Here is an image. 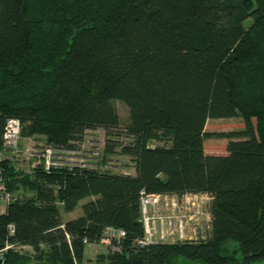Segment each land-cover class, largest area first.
Segmentation results:
<instances>
[{"label":"trees","instance_id":"obj_1","mask_svg":"<svg viewBox=\"0 0 264 264\" xmlns=\"http://www.w3.org/2000/svg\"><path fill=\"white\" fill-rule=\"evenodd\" d=\"M115 100L130 110L128 141L107 154L120 145L134 173L0 159L13 195L0 249L32 248L0 264H85L107 226L127 235L97 264L264 260V0H0V155L9 117L22 138L81 145L88 130L120 127ZM232 117L243 129L225 134L226 154H208L210 120ZM143 190L207 193L210 235L139 245Z\"/></svg>","mask_w":264,"mask_h":264},{"label":"built area","instance_id":"obj_2","mask_svg":"<svg viewBox=\"0 0 264 264\" xmlns=\"http://www.w3.org/2000/svg\"><path fill=\"white\" fill-rule=\"evenodd\" d=\"M21 132V119L18 117H9L6 121L3 134L5 151L1 153L0 159L8 157L13 158L20 153ZM86 142L88 141L85 140L81 145L76 144V142L68 145L45 144L38 151H29V155L36 156L34 167L42 165L46 171L65 166H82L98 169L100 166L98 165L96 156L99 151L95 149L86 150L84 148ZM109 167L108 164H105L101 168L110 171ZM209 198L210 196L207 193H186L179 199L177 195L148 193L143 190L141 193V204L145 234L138 239V244L146 246L161 242L174 243L177 242V240H197L196 238L199 234L197 228L200 226V220L198 221L200 217L197 215V209L200 210V201L205 203ZM12 199L13 195L7 189L3 170L0 169V200H3L7 207ZM169 204H171L173 209L177 208L180 210L182 214L175 215L174 210L172 215L163 214V206H168ZM210 215L209 212V216ZM8 227L10 234L14 235L16 233V225L10 223ZM186 229L191 233L189 232L188 234ZM126 235V231L122 228L107 226L100 243L111 247L113 250H119L120 243ZM171 235L175 237H172V241H167ZM25 246L27 245H20L12 243L11 241L7 242L6 245L0 249V262L4 260L5 253L10 248L20 250L25 249Z\"/></svg>","mask_w":264,"mask_h":264},{"label":"rangeland","instance_id":"obj_3","mask_svg":"<svg viewBox=\"0 0 264 264\" xmlns=\"http://www.w3.org/2000/svg\"><path fill=\"white\" fill-rule=\"evenodd\" d=\"M115 105L121 117L120 127L117 128L115 133L109 135L107 131L103 128L97 130H88L85 135V139L88 141L85 143L84 148L86 150L95 149L98 152L97 161L102 162L103 165L108 164L109 169L115 172H129L134 173L135 166L129 155L121 153L120 145H114L113 151L107 154V149L109 142L112 140L118 142H127V137L124 135V130L128 127L130 123V110L126 103L121 100H115ZM243 129L242 119L240 117L232 118H220L210 120L207 130L213 133V136L207 140V153L208 154H226V147L229 137L225 134L234 133ZM111 139V140H110ZM155 143V142H154ZM159 142L156 141L155 144ZM47 144L46 140L42 136H35L31 138H22L20 142V153L15 155L17 159V164L19 167L23 168L25 171H30L34 167L36 161V156L29 155V151H38L43 145ZM108 155V156H107ZM107 156V157H106ZM5 159V158H4ZM106 161V162H105ZM179 197V196H178ZM181 197H179L180 199ZM210 198L206 200L205 203L200 201V210L197 209V215L200 217V226L197 228L199 232L197 240L207 238L211 233V215L209 216V202ZM83 200L79 203L77 208L72 212H63V218H70L72 216H79L82 214V204ZM6 210V203L1 200L0 211ZM174 210L175 215L182 214L177 208H172L171 204L168 206H163L162 213L166 215H172ZM196 219V218H195ZM194 226V225H191ZM187 230V229H186ZM192 230V229H191ZM189 230L187 233L189 234ZM191 233V232H190ZM173 235L169 236L167 241H172ZM178 242V240H177ZM28 245V244H25ZM31 251L32 248L28 245L25 246V250ZM108 246L102 243L92 244L88 247L85 255V264H97V257L100 253L106 252ZM32 264H40L38 262H33ZM258 264H264V260L260 261Z\"/></svg>","mask_w":264,"mask_h":264},{"label":"crops","instance_id":"obj_4","mask_svg":"<svg viewBox=\"0 0 264 264\" xmlns=\"http://www.w3.org/2000/svg\"><path fill=\"white\" fill-rule=\"evenodd\" d=\"M77 216H78V215H77ZM73 217H76V216H72V217H70V218H73ZM66 219H69V218H66ZM88 247H90V245H88ZM88 247L86 248V252H87Z\"/></svg>","mask_w":264,"mask_h":264}]
</instances>
